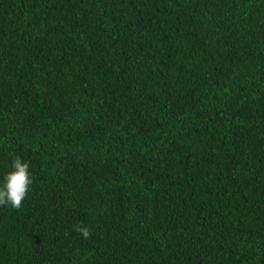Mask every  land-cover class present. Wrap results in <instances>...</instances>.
Segmentation results:
<instances>
[{
	"label": "trees",
	"instance_id": "1",
	"mask_svg": "<svg viewBox=\"0 0 264 264\" xmlns=\"http://www.w3.org/2000/svg\"><path fill=\"white\" fill-rule=\"evenodd\" d=\"M16 157L0 264H264V0H0Z\"/></svg>",
	"mask_w": 264,
	"mask_h": 264
},
{
	"label": "clouds",
	"instance_id": "2",
	"mask_svg": "<svg viewBox=\"0 0 264 264\" xmlns=\"http://www.w3.org/2000/svg\"><path fill=\"white\" fill-rule=\"evenodd\" d=\"M13 170L4 176V183L0 186V206H8L19 210L28 195L33 180L29 173V163L16 157L12 162ZM84 239L90 238V230L77 226Z\"/></svg>",
	"mask_w": 264,
	"mask_h": 264
}]
</instances>
